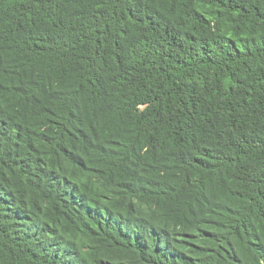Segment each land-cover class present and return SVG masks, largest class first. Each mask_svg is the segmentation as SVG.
Listing matches in <instances>:
<instances>
[{
  "label": "trees",
  "instance_id": "trees-1",
  "mask_svg": "<svg viewBox=\"0 0 264 264\" xmlns=\"http://www.w3.org/2000/svg\"><path fill=\"white\" fill-rule=\"evenodd\" d=\"M0 264H264V0H0Z\"/></svg>",
  "mask_w": 264,
  "mask_h": 264
}]
</instances>
